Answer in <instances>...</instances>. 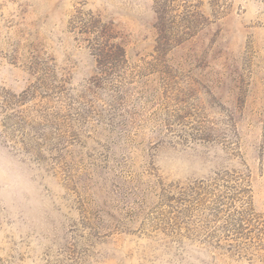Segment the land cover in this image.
Returning a JSON list of instances; mask_svg holds the SVG:
<instances>
[{
	"label": "rangeland",
	"instance_id": "1",
	"mask_svg": "<svg viewBox=\"0 0 264 264\" xmlns=\"http://www.w3.org/2000/svg\"><path fill=\"white\" fill-rule=\"evenodd\" d=\"M0 264H264V0H0Z\"/></svg>",
	"mask_w": 264,
	"mask_h": 264
},
{
	"label": "trees",
	"instance_id": "2",
	"mask_svg": "<svg viewBox=\"0 0 264 264\" xmlns=\"http://www.w3.org/2000/svg\"><path fill=\"white\" fill-rule=\"evenodd\" d=\"M185 35H187V34H185ZM174 39H175L174 41L177 43V39H176V38H174ZM180 39H181V38H180ZM180 39H178V40H180Z\"/></svg>",
	"mask_w": 264,
	"mask_h": 264
}]
</instances>
